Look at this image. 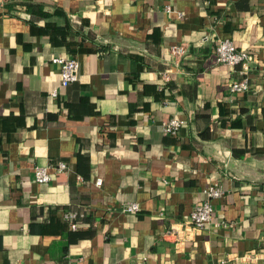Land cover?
<instances>
[{"label": "crops", "instance_id": "crops-1", "mask_svg": "<svg viewBox=\"0 0 264 264\" xmlns=\"http://www.w3.org/2000/svg\"><path fill=\"white\" fill-rule=\"evenodd\" d=\"M222 37L252 55L243 92ZM263 221L264 0H0V264H264Z\"/></svg>", "mask_w": 264, "mask_h": 264}, {"label": "built area", "instance_id": "built-area-1", "mask_svg": "<svg viewBox=\"0 0 264 264\" xmlns=\"http://www.w3.org/2000/svg\"><path fill=\"white\" fill-rule=\"evenodd\" d=\"M171 53L175 55H181L185 52V47L181 43H174L169 46ZM215 59L218 62L226 63L229 65H239L242 76L235 79L230 84V90L232 92H243L249 87L248 77L246 71L250 68V62L252 61V55L244 49H239L235 46L233 40L229 37L219 38L215 45ZM54 62L59 63L60 84L65 86L78 78L79 61L76 57L69 55H56L52 57ZM55 94V90H53ZM181 125V120L177 116H172L162 122V127L165 132L176 133ZM48 165L35 164L34 178L38 182L48 181L51 178V173L48 170ZM66 167V162L58 161L56 164L57 169H63ZM96 183H101V179L97 178ZM223 188L218 182L209 184L205 188V198L198 204H196L191 210L188 218L185 220L187 226L191 228H202L211 222L212 213L214 210L212 200L222 196ZM121 208L125 211H135L139 208V204L136 201L124 202ZM82 213L72 209L64 210L63 217L68 220L71 228L75 229L78 225V216ZM169 232H173L172 229ZM262 239H264V221Z\"/></svg>", "mask_w": 264, "mask_h": 264}, {"label": "trees", "instance_id": "trees-1", "mask_svg": "<svg viewBox=\"0 0 264 264\" xmlns=\"http://www.w3.org/2000/svg\"><path fill=\"white\" fill-rule=\"evenodd\" d=\"M75 211H77V213L80 214V210L79 209H75ZM81 217H83V216L81 215Z\"/></svg>", "mask_w": 264, "mask_h": 264}]
</instances>
